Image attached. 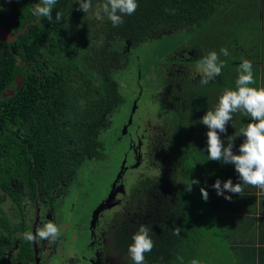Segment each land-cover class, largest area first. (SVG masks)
<instances>
[{
    "label": "trees",
    "instance_id": "obj_1",
    "mask_svg": "<svg viewBox=\"0 0 264 264\" xmlns=\"http://www.w3.org/2000/svg\"><path fill=\"white\" fill-rule=\"evenodd\" d=\"M16 1L12 9L17 22L12 28L14 33L37 19L33 10L39 2ZM237 1L137 0L136 12L113 27L107 17L96 19L95 13L104 0H92L88 13L78 10L76 0H57L52 15L55 18L56 12H61V22L53 19L50 23L41 17L15 42L0 45V189L15 200L21 194L12 187L17 181L26 188L31 186L34 194L39 185L43 194L51 181L61 179L68 170L79 169L82 157L102 158L105 147L100 138L124 103L114 73L123 67V59L130 53L126 41L132 49L179 30L193 35L213 23L225 25L227 30L212 35L216 48L221 49L224 35L235 42L232 47L226 45L230 47L228 56H219L224 62L221 75L206 86L200 84L202 75H182L180 81L172 76L169 81L175 118L164 132L163 147L157 145L158 153L166 159L165 164L159 163L166 172L142 181L138 189L144 194H138L131 205L135 207L141 198V209L132 224L117 217L121 225L115 231V246L123 249L126 264H133L126 252L140 225H146L154 247L145 254V264H190L194 258L202 264H228L205 201L198 200L196 187L186 190L190 182L183 175L194 169L201 187L214 192L208 181L213 179L211 170L219 166V161L208 160V129L201 119L207 110L215 108L226 88H235L243 59L253 64L255 84L250 87L264 86V10L261 15L260 5L255 8L256 24H251L260 28L255 32V25L242 29L240 24L247 11ZM1 17V23L8 25V15ZM243 32L253 33L244 36L250 45L242 38ZM220 49L216 50L218 54ZM190 50L197 55L194 63L203 58L198 50ZM210 51L207 47L206 52ZM172 61L179 63L174 58ZM18 76L25 78L19 91ZM9 89L15 95L6 98L4 93ZM247 119L251 118L243 113L233 114L223 137L228 136L235 121ZM175 228H180L179 235L174 234Z\"/></svg>",
    "mask_w": 264,
    "mask_h": 264
},
{
    "label": "flooded vegetation",
    "instance_id": "obj_2",
    "mask_svg": "<svg viewBox=\"0 0 264 264\" xmlns=\"http://www.w3.org/2000/svg\"><path fill=\"white\" fill-rule=\"evenodd\" d=\"M14 1L16 0H0V14L8 15V25H4L8 28H11V26L13 28L17 25L16 18L12 15ZM2 21L4 19L1 17L0 24H2ZM126 43L130 42L126 41ZM3 44L8 43L0 42L1 46ZM196 56L193 50H188L179 56V58H175L176 61L179 60V63H174L176 73L174 72V75L167 76L168 94L170 93L169 81L172 76L180 81L182 75L185 77L188 75L191 77L200 75L189 72L191 63L197 61ZM178 85H180V82ZM111 124L110 122L108 127H105L104 132L108 131ZM133 124L134 119L124 135L122 132V137L128 141V149L124 153V161H126L125 172L115 186L116 188L121 185L123 186L121 187L122 191L118 192L115 197L116 206L101 212L92 227L93 214L99 205L108 199L117 177L106 195L92 209L88 226L84 233V239L79 240L81 248L72 249L65 257L62 254L63 247L61 243L63 242L64 233L69 232L74 227L75 221L73 220V214L76 211L75 205L73 209L69 210H66L65 206L60 210V207L65 204L67 197L70 196L71 185L76 179L78 169L68 170L66 174H63L61 179L51 181L49 187L43 194L39 190V185L37 192L34 194L31 186L26 188L22 183L18 185L17 181L12 183V187L20 191L21 194L15 200L9 193L0 189V264H118L116 253H118L120 258L125 256L123 249L117 250L115 246V231L117 226L121 224L118 223L117 217H112L111 214H114L118 210L116 213H119L121 218H124V222H130L132 224L134 219L138 218L136 212L141 207L139 202L136 203L137 205L135 207H131V205L138 194H144L139 189H136L134 190V195L131 197L128 193L129 187L126 182V177L134 170H144L146 172L152 170L157 171L159 175L166 172L164 165L161 166L162 164H159H165L166 159L158 153L157 145L163 147L164 132H167L168 129L163 128L164 126L162 124L152 125L151 121H147L137 125L136 129L131 131ZM82 158L81 166L87 160L102 159L101 157L95 158L93 156H85ZM137 163L139 164L136 167ZM137 191L139 192L135 194ZM128 200L130 202L126 207ZM37 213H39L38 220ZM48 221L54 222L61 230L60 238L56 243L53 244L40 239L30 243L22 239L24 232L31 231L35 234L36 229L42 227ZM78 224L81 225V222ZM25 245L28 246L24 247Z\"/></svg>",
    "mask_w": 264,
    "mask_h": 264
},
{
    "label": "rangeland",
    "instance_id": "obj_3",
    "mask_svg": "<svg viewBox=\"0 0 264 264\" xmlns=\"http://www.w3.org/2000/svg\"><path fill=\"white\" fill-rule=\"evenodd\" d=\"M237 3H239L240 8H244V11H247L240 27L245 29L247 26H254L257 18V15H255L256 9L260 5V13L262 15L264 0H238ZM252 21H255L254 25H251ZM217 24L213 23L203 31L193 35L186 30H179L171 35L140 43L131 49L129 55L124 57L123 67L114 73L115 79L120 84L124 103L113 114L111 126L100 138L105 147L102 159L87 160L82 164L78 169L76 179L72 182L69 192L70 196L67 197L65 204L60 207V210L64 206L66 210H69L73 209L75 205L76 211L73 214L74 227L69 232L64 233L63 242L61 243L63 257L69 254L72 249L81 248L79 240L84 239L92 209L106 195L113 181L120 173L125 160L124 153L128 149V141L122 137V132L129 121L135 102H137V110L133 118L134 124L131 127V131H134L137 125L147 121H151L152 125L162 124L163 128L169 129V126L173 125L175 118L167 88V76L172 75L176 69L174 66L175 62L172 60L173 58L175 60L176 55L179 57L191 48L201 52L203 57L208 54L206 52L207 47H211L212 51L220 49L215 47L212 35H218L221 30H227V27ZM233 27H237V25H233ZM255 27L254 32L261 26L255 25ZM248 35L253 36V33L243 32L242 38L247 45H250L244 37ZM224 40L221 48L224 45L232 47V44L235 43L232 38H228L225 35ZM236 45L239 46L240 43L237 42ZM230 47H228V50H230ZM246 48H250V46H246ZM197 63H191L189 72L202 75ZM197 174L194 173V169H189L185 175H182L183 179L188 182L192 179L199 180V184L193 186L196 187L197 198L201 201L203 200L200 192L202 187ZM158 176L159 173L157 171L134 170L126 177L129 195L131 197L134 195V190L139 188L143 180L147 181L148 178L154 179ZM129 202L130 200H128L126 207ZM116 212H113L114 214H111V216L121 219L119 213ZM79 222H81V225L78 224ZM116 257L118 264L127 263L125 256L120 258L118 253H116Z\"/></svg>",
    "mask_w": 264,
    "mask_h": 264
},
{
    "label": "clouds",
    "instance_id": "obj_4",
    "mask_svg": "<svg viewBox=\"0 0 264 264\" xmlns=\"http://www.w3.org/2000/svg\"><path fill=\"white\" fill-rule=\"evenodd\" d=\"M57 0H39L36 4L33 15L45 17L51 23L53 19L59 23L62 20V13L56 12L53 18V7ZM80 11L88 13L92 10V0H76ZM139 7L137 0H104V3L95 13L97 20H103L105 17L112 23L113 27L124 23V16L133 15ZM166 11H169L166 9ZM171 10L170 14H174ZM230 53L227 48H221L218 54L215 50L210 51L197 63L199 71L202 73L200 84L206 86L216 77L221 75L224 62L219 59L220 55L228 56ZM239 74L235 81V88H226L219 96L214 109L207 110L202 117L201 123L207 127V152L208 160L223 161V164L234 165L241 182L233 184L232 179L221 182L217 179L213 188L218 196H223L225 200L231 201L230 195H224L225 192L241 194L244 186H253L264 192V86L259 88L250 87L255 84L253 74V64L248 59H243L239 65ZM243 113L249 116L250 122L240 129L239 136L244 137L239 146V154H234V140L237 136L228 137L227 147L221 139V133H227V125L233 119V114ZM199 180L192 179L186 186L187 191L192 190L193 185H198ZM201 196L206 202L208 192L205 188H200ZM174 234L179 235L180 228H175ZM150 229L146 225H140L138 231L132 236V243L129 245L128 253L133 264H145V254L150 252L154 243L151 239ZM61 230L52 221L38 227L35 234L26 231L22 234V239L28 242H35L37 239L56 243L60 238ZM181 259L182 257H178ZM190 264H202L199 259H192Z\"/></svg>",
    "mask_w": 264,
    "mask_h": 264
},
{
    "label": "crops",
    "instance_id": "obj_5",
    "mask_svg": "<svg viewBox=\"0 0 264 264\" xmlns=\"http://www.w3.org/2000/svg\"><path fill=\"white\" fill-rule=\"evenodd\" d=\"M231 127L228 136L221 139L227 147L228 137L235 136L233 152L239 154V146L244 137L239 136L240 129L245 127L250 119L246 121L237 120ZM213 179L208 181L211 186L217 179L222 184L232 179L233 184L241 182L234 165L223 164L212 169ZM214 189V188H213ZM208 192V200L205 205L210 212V217L219 233L223 255L227 256L228 264H264V192L253 186H244V191L239 194L225 192L230 195L231 201L225 200L214 192ZM219 250L214 251V253Z\"/></svg>",
    "mask_w": 264,
    "mask_h": 264
},
{
    "label": "water",
    "instance_id": "obj_6",
    "mask_svg": "<svg viewBox=\"0 0 264 264\" xmlns=\"http://www.w3.org/2000/svg\"><path fill=\"white\" fill-rule=\"evenodd\" d=\"M40 20H41V17H37V19L35 21L27 23L25 25L24 29H22L18 33H14L12 31V29H11L12 26H11V28H8V27L0 24V42H3V43L15 42L20 36H22L23 34L26 33V31L28 30V28L30 26L38 24ZM127 47H128L127 50L130 51L131 44L127 43ZM24 81H25L24 76H18L16 78V85H17L16 90L17 91L21 90V88H22V86L24 84ZM13 95H15V92L12 89L6 90L5 93H4V97H6V98L10 97V96H13ZM136 110H137V102H135V104H134V107H133L132 113L130 115L129 121H128L126 127L124 128L123 135L125 134V131L128 130L129 126L132 124V121H133L134 115L136 113ZM125 163H126V161H124L123 164H122L121 171H120V173L117 176V180H116V182L114 184V187L112 188V191H111L108 199L106 201H104L101 205H99V207L95 210V212L93 214L92 227L94 226L95 220H97L98 215L101 212H103L105 209H111L114 206H116L115 197L118 194V192L122 191L121 187H123V186L121 185V186H119L117 188L115 186H116L117 182L120 180V178L123 175V173L125 172ZM138 164L139 163H137L136 167L138 166ZM38 216H39V213H37V220L39 219Z\"/></svg>",
    "mask_w": 264,
    "mask_h": 264
}]
</instances>
